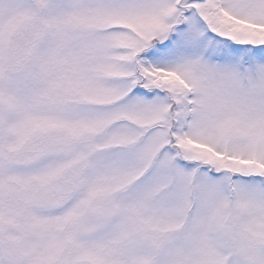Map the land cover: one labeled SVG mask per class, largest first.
<instances>
[{
    "label": "snow or ice",
    "instance_id": "6c2138e0",
    "mask_svg": "<svg viewBox=\"0 0 264 264\" xmlns=\"http://www.w3.org/2000/svg\"><path fill=\"white\" fill-rule=\"evenodd\" d=\"M0 264H264V0H0Z\"/></svg>",
    "mask_w": 264,
    "mask_h": 264
}]
</instances>
